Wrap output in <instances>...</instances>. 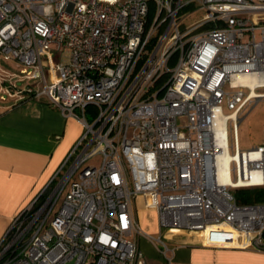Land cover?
<instances>
[{"label":"built area","instance_id":"1","mask_svg":"<svg viewBox=\"0 0 264 264\" xmlns=\"http://www.w3.org/2000/svg\"><path fill=\"white\" fill-rule=\"evenodd\" d=\"M0 57L18 69L0 63L1 99H44L83 129L12 216L0 264H147L142 235L201 264L175 262L143 209L166 239L211 225L264 250V201L232 191L264 186V144L238 141L264 99V0H0Z\"/></svg>","mask_w":264,"mask_h":264},{"label":"crops","instance_id":"2","mask_svg":"<svg viewBox=\"0 0 264 264\" xmlns=\"http://www.w3.org/2000/svg\"><path fill=\"white\" fill-rule=\"evenodd\" d=\"M82 130L78 119L64 116L44 99L0 98V240L12 216L50 189ZM151 214L156 212L140 210L139 221L147 224ZM169 240L175 262L264 264V250L224 245L232 241L227 228L211 226L208 235L181 233Z\"/></svg>","mask_w":264,"mask_h":264},{"label":"rangeland","instance_id":"3","mask_svg":"<svg viewBox=\"0 0 264 264\" xmlns=\"http://www.w3.org/2000/svg\"><path fill=\"white\" fill-rule=\"evenodd\" d=\"M199 16L200 14L198 15V17ZM193 18H191V21H193ZM191 21H187V22H191ZM0 63L4 67H7L14 71H18V69L14 67L13 63L5 61L1 57H0ZM76 111L79 110L76 109ZM243 117L244 118L240 122L238 127L239 147L242 149H246L260 144H264V99L260 100L255 105V107L252 106V104H250L244 110ZM99 160H100V156L97 155L93 158L92 161L98 163ZM241 190L242 188L232 189L233 193L236 196L241 193ZM60 203H61V199L58 202V206L60 205ZM147 219H148V223L145 225H143L140 222L142 229L145 232L152 234V236L155 239L160 237L162 241L165 240V242L171 247V241L163 237V235L165 234L166 227L160 224L159 216L157 214H151L147 217ZM203 233L204 235L209 234V233H205L204 231ZM139 244L143 251L147 264H168V260L162 252L164 249V245L162 242L159 241L152 242L150 239H148L147 236L142 235L140 236Z\"/></svg>","mask_w":264,"mask_h":264},{"label":"trees","instance_id":"4","mask_svg":"<svg viewBox=\"0 0 264 264\" xmlns=\"http://www.w3.org/2000/svg\"><path fill=\"white\" fill-rule=\"evenodd\" d=\"M237 200L241 203H253L264 201V186L261 187H245L238 194Z\"/></svg>","mask_w":264,"mask_h":264},{"label":"bare ground","instance_id":"5","mask_svg":"<svg viewBox=\"0 0 264 264\" xmlns=\"http://www.w3.org/2000/svg\"><path fill=\"white\" fill-rule=\"evenodd\" d=\"M249 80V82L250 83H254V81H255V79H252V78H248ZM227 159H228V155H222V156H220L219 157V164H220V170H219V172L221 173V175H224L225 173H227V170H226V168H225V165H226V163H227ZM210 227H211V225L210 226H208L207 228H206V230H203L205 233H209V231L208 230H210ZM229 230V229H228ZM229 234H230V236L233 238V235H232V233L230 232V230H229Z\"/></svg>","mask_w":264,"mask_h":264}]
</instances>
